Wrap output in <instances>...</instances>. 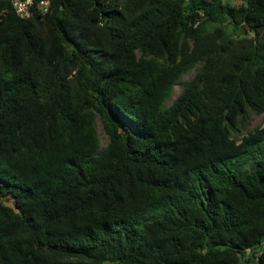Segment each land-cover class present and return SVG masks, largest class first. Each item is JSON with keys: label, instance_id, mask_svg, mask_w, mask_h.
<instances>
[{"label": "trees", "instance_id": "1", "mask_svg": "<svg viewBox=\"0 0 264 264\" xmlns=\"http://www.w3.org/2000/svg\"><path fill=\"white\" fill-rule=\"evenodd\" d=\"M46 1H0V264H264V0Z\"/></svg>", "mask_w": 264, "mask_h": 264}, {"label": "rangeland", "instance_id": "2", "mask_svg": "<svg viewBox=\"0 0 264 264\" xmlns=\"http://www.w3.org/2000/svg\"><path fill=\"white\" fill-rule=\"evenodd\" d=\"M228 1L234 6H239L242 3L241 0H228ZM210 28H212V26ZM195 72H196V70H195V68H193L189 73L185 74L182 77L181 82H187L188 80H190L193 77V75L195 74ZM181 90H182L181 86L176 85L174 88L175 96L178 95L181 92ZM260 125H261V117L255 115L254 113H250L249 119L245 123L244 128H241L240 130L242 131L243 135H246L248 133V131L253 130L254 128H256ZM97 129H98V135L100 138L101 146H104L107 142V139H106V136L103 132V128L101 127L98 119H97ZM242 134H241V132H235V133H233V136L237 141H239L242 137Z\"/></svg>", "mask_w": 264, "mask_h": 264}, {"label": "built area", "instance_id": "3", "mask_svg": "<svg viewBox=\"0 0 264 264\" xmlns=\"http://www.w3.org/2000/svg\"><path fill=\"white\" fill-rule=\"evenodd\" d=\"M1 1V0H0ZM10 3L14 12L19 18H30L34 12L41 15L46 14L49 2L46 0L35 2V0H5Z\"/></svg>", "mask_w": 264, "mask_h": 264}]
</instances>
